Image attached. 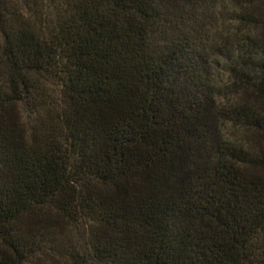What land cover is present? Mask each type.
I'll list each match as a JSON object with an SVG mask.
<instances>
[{"label":"trees","instance_id":"1","mask_svg":"<svg viewBox=\"0 0 264 264\" xmlns=\"http://www.w3.org/2000/svg\"><path fill=\"white\" fill-rule=\"evenodd\" d=\"M0 264H264V0H0Z\"/></svg>","mask_w":264,"mask_h":264}]
</instances>
